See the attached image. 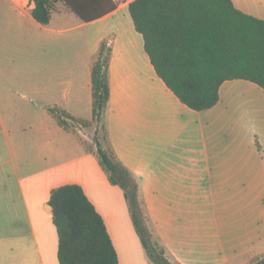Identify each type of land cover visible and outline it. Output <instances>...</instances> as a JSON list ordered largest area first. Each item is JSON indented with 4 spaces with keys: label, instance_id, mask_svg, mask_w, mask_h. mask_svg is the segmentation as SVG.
<instances>
[{
    "label": "crops",
    "instance_id": "crops-1",
    "mask_svg": "<svg viewBox=\"0 0 264 264\" xmlns=\"http://www.w3.org/2000/svg\"><path fill=\"white\" fill-rule=\"evenodd\" d=\"M130 1L86 22L58 0L42 24L29 0H0V264H60L49 198L66 183L82 185L120 264H153L93 141L92 71L103 43L108 144L137 177L153 239L175 264L264 257V88L227 80L216 105L189 107L158 75ZM54 107L90 123L66 128Z\"/></svg>",
    "mask_w": 264,
    "mask_h": 264
},
{
    "label": "trees",
    "instance_id": "trees-1",
    "mask_svg": "<svg viewBox=\"0 0 264 264\" xmlns=\"http://www.w3.org/2000/svg\"><path fill=\"white\" fill-rule=\"evenodd\" d=\"M29 0L34 18L48 24L53 2ZM82 20L102 17L116 0H61ZM129 11L158 75L189 107L205 110L220 100V87L246 79L264 88V18L246 13L234 0H131ZM111 49L102 44L93 66V121H101L110 99ZM61 125H87L59 108H51ZM96 154L109 181L125 193L131 216L153 264H175L154 239L140 197L137 177L114 150L95 139ZM49 204L58 229L60 264H120L102 215L82 185L66 183L51 191ZM254 264H264V257Z\"/></svg>",
    "mask_w": 264,
    "mask_h": 264
},
{
    "label": "rangeland",
    "instance_id": "rangeland-1",
    "mask_svg": "<svg viewBox=\"0 0 264 264\" xmlns=\"http://www.w3.org/2000/svg\"><path fill=\"white\" fill-rule=\"evenodd\" d=\"M118 1L122 2L127 0ZM235 4L245 12H261L262 15L264 14V0H235ZM93 126H96V130L93 134L94 145H96L95 139H98L103 146L109 147L107 129L103 119H101V121H94ZM141 200L143 201L142 197ZM147 223L149 225L148 220Z\"/></svg>",
    "mask_w": 264,
    "mask_h": 264
}]
</instances>
